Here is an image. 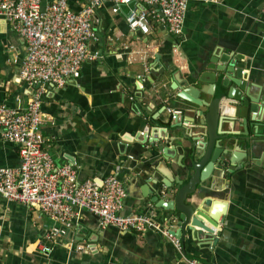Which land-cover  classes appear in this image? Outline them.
Returning <instances> with one entry per match:
<instances>
[{
  "label": "crops",
  "instance_id": "obj_1",
  "mask_svg": "<svg viewBox=\"0 0 264 264\" xmlns=\"http://www.w3.org/2000/svg\"><path fill=\"white\" fill-rule=\"evenodd\" d=\"M69 1L76 11L89 3ZM115 6L104 0L93 16L90 47L98 58L85 62L66 87L44 86L41 130L57 165H76L81 182L117 176L127 194L121 213L153 214L179 233L182 250L156 227L102 226L79 207L61 224L0 194V264H191L190 256L202 264H264V0H189L179 35L153 20L147 33L133 29L127 21L132 5L117 12ZM26 52L24 39L0 18V99L13 106L17 97L27 105L42 88L19 80ZM227 59L243 64L248 81L245 89L229 81L222 87L218 131L236 141H220L224 160L202 170L186 201L196 213L180 238V211L155 200L174 199L168 191L193 173L187 165L198 132L189 120L197 107L178 92L187 81L211 100L204 90L221 86L225 74L217 68ZM231 89L258 101L259 111H248L246 123L233 115L241 105L226 97ZM20 163L18 146L0 131V168ZM57 226L64 232L50 237ZM41 242L50 249L42 250Z\"/></svg>",
  "mask_w": 264,
  "mask_h": 264
},
{
  "label": "built area",
  "instance_id": "obj_2",
  "mask_svg": "<svg viewBox=\"0 0 264 264\" xmlns=\"http://www.w3.org/2000/svg\"><path fill=\"white\" fill-rule=\"evenodd\" d=\"M103 1L89 0L76 11L69 0H0V18L11 25L26 45V56L19 66V80L32 88L42 86L32 92L25 106H20V97L15 99L19 102L17 106L0 99V131L5 139L18 146L21 156L18 167L0 168V194L9 201L37 207L61 224L68 223L76 214L74 207H79L98 216L102 226L113 225L138 232L156 227L181 251L179 237L170 227L158 224L153 214L121 213L127 194L117 176L110 175L102 182H81L76 165H57L46 148L41 130L44 86L66 87L80 77L85 62L98 58L90 43L96 38L93 16ZM115 3V12L123 4L132 5L127 14L131 28L147 33L153 20L179 35L183 31L189 0H115ZM63 232L57 226L49 236ZM40 248L50 249L43 242ZM189 261L202 264L197 259Z\"/></svg>",
  "mask_w": 264,
  "mask_h": 264
},
{
  "label": "water",
  "instance_id": "obj_3",
  "mask_svg": "<svg viewBox=\"0 0 264 264\" xmlns=\"http://www.w3.org/2000/svg\"><path fill=\"white\" fill-rule=\"evenodd\" d=\"M226 66L219 67L217 69L222 70L225 74V78L221 81V86H217V88L204 90L209 96H213L211 100H207L201 97L202 88L194 87V85L189 84L187 81L184 82L185 86L178 92V96L183 100H186L197 108L195 110L193 120H189L192 124L195 125V129L198 133H195L194 136L198 137L196 139V143L193 145V156L191 161L187 165V169L192 170L191 178L187 183L181 182L180 187L173 191H168L170 194L174 195V199L170 200H157L159 206L164 207L165 209H177L180 211V219H181V235L180 238H183V232L186 226H188L191 222L192 216L196 213L195 208L190 204H187L186 201L189 199L190 195H192L199 184L202 170L209 166L211 163H216L224 160V152L222 151V146L220 141L222 142L224 139L233 141L235 143L236 139L230 137V133H220L218 131V124L220 121L219 114L222 113V104H224V97L226 95L225 91L222 87L228 85L229 82H233L234 84L241 86L245 89V83L248 84V81L245 80L244 76V66L241 63H233L231 59L225 60ZM229 81V82H228ZM228 82V83H227ZM264 95V91H263ZM227 98H234L240 102L239 109L236 108L235 113L233 114L237 118L244 119V123L247 122V113L259 111V106L257 105L256 100L250 98L239 96L237 92L232 93L231 91L227 94ZM225 137V138H224ZM248 143H251L249 138H246ZM246 141V140H245ZM198 159V162L195 160ZM232 161V160H231ZM197 215H202L201 212L197 213ZM204 216V215H203ZM213 226H217L218 221L215 217H206ZM190 226V225H189ZM177 236L179 233L174 232ZM189 256V255H188ZM189 259H194L193 257H189ZM214 262V260H213ZM213 264V263H209Z\"/></svg>",
  "mask_w": 264,
  "mask_h": 264
}]
</instances>
